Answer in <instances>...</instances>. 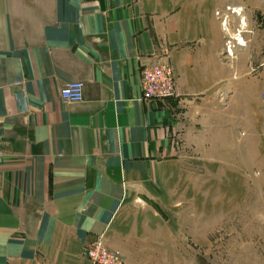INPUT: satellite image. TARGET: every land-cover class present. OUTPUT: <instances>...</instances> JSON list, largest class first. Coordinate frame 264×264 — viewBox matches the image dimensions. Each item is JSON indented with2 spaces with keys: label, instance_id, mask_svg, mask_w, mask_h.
<instances>
[{
  "label": "crops",
  "instance_id": "0c3cea01",
  "mask_svg": "<svg viewBox=\"0 0 264 264\" xmlns=\"http://www.w3.org/2000/svg\"><path fill=\"white\" fill-rule=\"evenodd\" d=\"M211 1L0 0V264H90L102 233L125 264L169 255L186 160L221 158ZM156 58L178 95L140 100Z\"/></svg>",
  "mask_w": 264,
  "mask_h": 264
},
{
  "label": "rangeland",
  "instance_id": "374dc122",
  "mask_svg": "<svg viewBox=\"0 0 264 264\" xmlns=\"http://www.w3.org/2000/svg\"><path fill=\"white\" fill-rule=\"evenodd\" d=\"M211 2L218 25L216 71L225 77L213 128L221 158L186 160V176L176 185L186 183L187 189L172 192L167 208L171 249L154 264H264V0ZM228 5L243 13L224 27L215 10ZM210 18L204 15L207 26ZM229 37L235 46L228 56Z\"/></svg>",
  "mask_w": 264,
  "mask_h": 264
},
{
  "label": "built area",
  "instance_id": "2783aa9c",
  "mask_svg": "<svg viewBox=\"0 0 264 264\" xmlns=\"http://www.w3.org/2000/svg\"><path fill=\"white\" fill-rule=\"evenodd\" d=\"M243 13L241 6L228 5L225 8L216 9V18L221 24L229 25L230 17L240 16ZM244 17L240 18V27ZM235 46L234 39L229 37L224 43V53L231 55ZM140 100H164L177 96L175 73L168 58H159L140 63ZM60 96L68 102H81L84 99L83 83L72 80L60 88ZM264 99V91L262 92ZM85 256L90 264H125L122 256L116 250L108 248L104 234L98 235L85 248Z\"/></svg>",
  "mask_w": 264,
  "mask_h": 264
},
{
  "label": "bare ground",
  "instance_id": "6f19581e",
  "mask_svg": "<svg viewBox=\"0 0 264 264\" xmlns=\"http://www.w3.org/2000/svg\"><path fill=\"white\" fill-rule=\"evenodd\" d=\"M238 43H239L240 45H243V44H244V42H243L242 39H240Z\"/></svg>",
  "mask_w": 264,
  "mask_h": 264
}]
</instances>
